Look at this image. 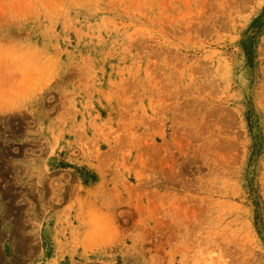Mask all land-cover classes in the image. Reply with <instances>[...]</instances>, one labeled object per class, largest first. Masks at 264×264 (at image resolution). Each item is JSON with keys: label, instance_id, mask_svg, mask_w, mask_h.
Masks as SVG:
<instances>
[{"label": "rangeland", "instance_id": "obj_1", "mask_svg": "<svg viewBox=\"0 0 264 264\" xmlns=\"http://www.w3.org/2000/svg\"><path fill=\"white\" fill-rule=\"evenodd\" d=\"M0 264H264V0H0Z\"/></svg>", "mask_w": 264, "mask_h": 264}]
</instances>
